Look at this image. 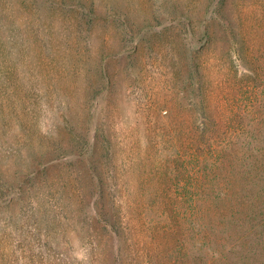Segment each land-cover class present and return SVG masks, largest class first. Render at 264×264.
<instances>
[{
  "label": "rangeland",
  "instance_id": "374dc122",
  "mask_svg": "<svg viewBox=\"0 0 264 264\" xmlns=\"http://www.w3.org/2000/svg\"><path fill=\"white\" fill-rule=\"evenodd\" d=\"M210 1L0 0V264L98 263L81 238L90 221L72 220V186L62 198L59 183H34L35 157L68 147L56 132L68 142L71 127L83 134L111 124V154L119 151L120 170L138 192L155 170L170 168L167 139L185 134L186 111L180 131L151 112L173 104L206 107L199 119L220 126L213 134L224 142L223 161L207 170L203 194L192 195L204 213L193 214L190 226L183 224L190 214H180L159 234V264H264V75L241 64L250 58L255 69L264 66V0ZM100 66L90 118L75 113L70 106L84 104L87 76ZM22 87L27 105L13 111L7 97ZM61 166L70 170L69 161ZM139 250L138 264H148Z\"/></svg>",
  "mask_w": 264,
  "mask_h": 264
},
{
  "label": "trees",
  "instance_id": "16d2710c",
  "mask_svg": "<svg viewBox=\"0 0 264 264\" xmlns=\"http://www.w3.org/2000/svg\"><path fill=\"white\" fill-rule=\"evenodd\" d=\"M213 1L215 0H211L210 3ZM176 4V2H170L168 13L177 12ZM172 21L174 18H169V22ZM241 59V64L247 73L251 72L255 76L264 75V66L258 65L256 69L253 67L255 59ZM261 71L262 73H260ZM103 73L102 66L97 72L92 70L87 76V86L83 89L84 104L77 105L75 108L70 106L71 110L78 114L82 111L90 118L91 112L88 107L94 90V77L97 76L101 80ZM189 76L192 78L191 75ZM21 80L19 79L20 82ZM16 90L21 93L16 94L15 97L10 95L7 97V101L13 103L11 104L13 111L14 108L17 110L18 106L27 105L25 88H16ZM47 109L48 107H44L42 103L41 110L46 111ZM201 110L205 111L206 107L198 105L183 107L173 104L169 107L160 105L151 108V112L160 113L161 119L171 123L173 128L170 130L172 131H174L176 122L179 124V128H177L179 131L183 128L180 119L183 111H186L189 118L186 121L185 134L180 133L178 137L167 139L170 154H173V158L170 157V168L165 166L166 169L163 172L155 170L150 182L142 184L143 186L138 192L130 186L129 180L125 179V175L120 170V165L117 163V159L120 157L119 151L117 154H111L110 148L116 139L115 130L111 124L101 128L97 127L94 131H91L89 127L82 128L81 130L85 132L83 134L71 127L72 142L65 141L64 138L67 136L63 137L61 131L56 132L59 134L56 140L67 143L68 147H65L62 152L48 147L49 151L35 157L37 160L40 159V166L39 163L35 165L36 160L32 164V171L28 176L30 179L33 178L34 183L37 180L41 182L43 178L44 184L50 185L51 181L59 183L60 188L57 192L58 196L62 198L71 197L69 194H71L72 186L75 195L72 220H77L82 224L85 220L90 221V231H87L88 234L81 238H87L89 246H93L92 251L89 249L91 261L93 256L97 255L99 260L96 264H138L139 257L143 256L140 252L143 250H139V248L143 246L151 260L148 261V264H159L157 259L162 256L158 249L159 234L171 229L177 223L180 214H190L189 218L183 220L184 226H190L194 222L192 221L193 214L197 217L204 213L203 205L201 206L199 199H194L192 195L203 194L201 190L203 178L207 177V170L211 168V173L216 171L215 166L223 161L218 147L224 142L213 134L215 129L220 127L217 122L205 119L200 121ZM3 112L5 113V110ZM164 112L167 116H162ZM7 114L8 116L12 115L9 111ZM207 131L210 135H207ZM89 132L90 135L87 136L86 134ZM66 135H68L67 132ZM229 143L231 144V142ZM214 144L216 145L214 146ZM206 150L208 152L213 150L211 154L213 160H209L210 157ZM65 161H69L70 170L68 169L63 174L61 164ZM189 164L197 173L194 179L189 171ZM44 166L47 168L43 169ZM188 173H190L189 177ZM128 176L130 177V174ZM172 180L175 185L171 184ZM41 184L43 183L41 182ZM68 188L70 191L65 192ZM172 194L173 196L182 195V200H177L178 202L174 203L169 199ZM144 197L149 198L150 201H144ZM10 201L13 202V205L15 204L14 198ZM35 206L38 213H41V204L37 202ZM201 231L205 233L203 229ZM70 239L72 240L71 236L68 240ZM67 260L69 258L63 255L61 262Z\"/></svg>",
  "mask_w": 264,
  "mask_h": 264
}]
</instances>
